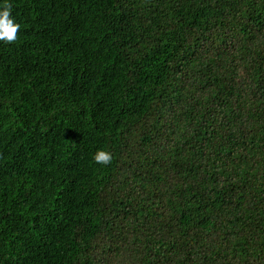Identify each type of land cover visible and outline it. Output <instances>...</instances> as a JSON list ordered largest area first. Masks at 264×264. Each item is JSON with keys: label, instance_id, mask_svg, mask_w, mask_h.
<instances>
[{"label": "trees", "instance_id": "trees-1", "mask_svg": "<svg viewBox=\"0 0 264 264\" xmlns=\"http://www.w3.org/2000/svg\"><path fill=\"white\" fill-rule=\"evenodd\" d=\"M5 4L0 264H264V0Z\"/></svg>", "mask_w": 264, "mask_h": 264}, {"label": "clouds", "instance_id": "clouds-1", "mask_svg": "<svg viewBox=\"0 0 264 264\" xmlns=\"http://www.w3.org/2000/svg\"><path fill=\"white\" fill-rule=\"evenodd\" d=\"M10 9L11 5L5 4L4 11L0 12V41L6 43H14L20 30V25L11 18ZM93 159L97 164L106 166L112 162V154L107 150H98Z\"/></svg>", "mask_w": 264, "mask_h": 264}]
</instances>
